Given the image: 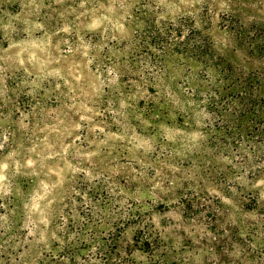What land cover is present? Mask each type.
Returning <instances> with one entry per match:
<instances>
[{"label":"rangeland","instance_id":"rangeland-1","mask_svg":"<svg viewBox=\"0 0 264 264\" xmlns=\"http://www.w3.org/2000/svg\"><path fill=\"white\" fill-rule=\"evenodd\" d=\"M252 23L264 0H0V264H264Z\"/></svg>","mask_w":264,"mask_h":264},{"label":"trees","instance_id":"trees-1","mask_svg":"<svg viewBox=\"0 0 264 264\" xmlns=\"http://www.w3.org/2000/svg\"><path fill=\"white\" fill-rule=\"evenodd\" d=\"M241 18H235V16L233 15H228L227 16V24H225V28L226 29H230V30H235L236 29V25L238 23H241ZM251 29L249 30L250 32L246 33L247 29H242L239 30L237 33L239 36H241L242 38H244L245 36H247L249 38V42L253 45H258L259 46V51H261V55L260 58L264 59V24L263 23H252L250 25ZM193 37L196 38V35L193 34ZM200 42V40H199ZM201 43V42H200ZM203 47V44H197V46H195L196 49L201 50L200 48ZM259 82L263 83V79L261 78V76L258 77ZM220 88H218V90L215 92L216 94L221 93V91L219 90ZM219 98H224V96H221Z\"/></svg>","mask_w":264,"mask_h":264}]
</instances>
